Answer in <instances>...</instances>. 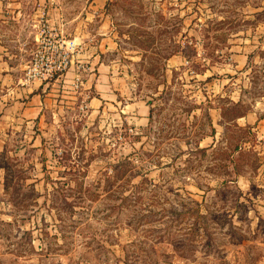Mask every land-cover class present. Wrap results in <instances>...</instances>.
I'll return each mask as SVG.
<instances>
[{
	"label": "rangeland",
	"instance_id": "1",
	"mask_svg": "<svg viewBox=\"0 0 264 264\" xmlns=\"http://www.w3.org/2000/svg\"><path fill=\"white\" fill-rule=\"evenodd\" d=\"M263 8L0 0V100L25 83L42 25L78 45L70 75L27 82L47 99L37 118L2 111L0 264H264ZM94 54L129 88L117 102L148 109L144 126L114 97L90 103Z\"/></svg>",
	"mask_w": 264,
	"mask_h": 264
},
{
	"label": "crops",
	"instance_id": "2",
	"mask_svg": "<svg viewBox=\"0 0 264 264\" xmlns=\"http://www.w3.org/2000/svg\"><path fill=\"white\" fill-rule=\"evenodd\" d=\"M41 10L43 12V9ZM47 22L50 23L49 20H47ZM90 57L87 85L95 95L91 98L90 103L94 104V106H101L102 104L107 106L108 104L105 101H111L114 97V103L119 108V116L122 121L127 124L132 123L134 126H144L147 122L146 116H148V109L144 104L141 105L139 102L135 104H119L116 100L118 99L117 96L115 97L117 90H119L120 95L123 96L127 94L129 88L115 77L111 67L101 61L98 55L94 54ZM230 58L235 66L232 70H226L229 75L236 74L237 71L247 64L248 60V56L243 52L235 53ZM67 75L70 74L67 73ZM119 85L120 88L118 89L117 86ZM13 86V88L9 89L11 93L8 94L7 98L1 97L3 101L0 100V118H4L1 116L2 111L5 112L6 116L9 115V123L11 124H13V122L19 123L24 122V120L29 121L37 118L40 112L38 105L47 102V99L44 97L45 95L42 93L43 89H41V93L37 91L40 88L38 83L21 84L19 82L17 85L14 84ZM3 102L10 103L9 108H7V104H1Z\"/></svg>",
	"mask_w": 264,
	"mask_h": 264
},
{
	"label": "built area",
	"instance_id": "3",
	"mask_svg": "<svg viewBox=\"0 0 264 264\" xmlns=\"http://www.w3.org/2000/svg\"><path fill=\"white\" fill-rule=\"evenodd\" d=\"M47 26L42 25L35 38V47L25 73V83L45 80L48 77L60 79L70 70L73 55L78 45L60 36L51 39Z\"/></svg>",
	"mask_w": 264,
	"mask_h": 264
},
{
	"label": "trees",
	"instance_id": "4",
	"mask_svg": "<svg viewBox=\"0 0 264 264\" xmlns=\"http://www.w3.org/2000/svg\"><path fill=\"white\" fill-rule=\"evenodd\" d=\"M261 118H258V120H260ZM237 148V147H236Z\"/></svg>",
	"mask_w": 264,
	"mask_h": 264
}]
</instances>
